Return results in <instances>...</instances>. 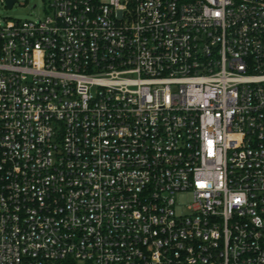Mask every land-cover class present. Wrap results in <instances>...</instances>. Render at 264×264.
Listing matches in <instances>:
<instances>
[{
  "label": "built area",
  "instance_id": "built-area-1",
  "mask_svg": "<svg viewBox=\"0 0 264 264\" xmlns=\"http://www.w3.org/2000/svg\"><path fill=\"white\" fill-rule=\"evenodd\" d=\"M46 4L0 22V264H264V0Z\"/></svg>",
  "mask_w": 264,
  "mask_h": 264
},
{
  "label": "rangeland",
  "instance_id": "rangeland-1",
  "mask_svg": "<svg viewBox=\"0 0 264 264\" xmlns=\"http://www.w3.org/2000/svg\"><path fill=\"white\" fill-rule=\"evenodd\" d=\"M46 7V0H16L11 7L0 0V22L8 19H35L45 14ZM176 199L180 204L186 203L190 200V194H181Z\"/></svg>",
  "mask_w": 264,
  "mask_h": 264
},
{
  "label": "water",
  "instance_id": "water-1",
  "mask_svg": "<svg viewBox=\"0 0 264 264\" xmlns=\"http://www.w3.org/2000/svg\"><path fill=\"white\" fill-rule=\"evenodd\" d=\"M15 2V0H6V5L7 7H11L13 5V3Z\"/></svg>",
  "mask_w": 264,
  "mask_h": 264
}]
</instances>
